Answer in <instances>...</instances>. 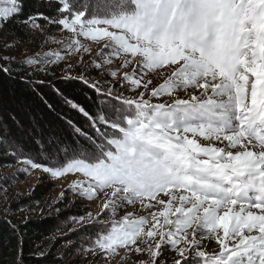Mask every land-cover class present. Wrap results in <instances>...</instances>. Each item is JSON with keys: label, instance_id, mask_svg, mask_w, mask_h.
I'll return each instance as SVG.
<instances>
[{"label": "snow or ice", "instance_id": "obj_1", "mask_svg": "<svg viewBox=\"0 0 264 264\" xmlns=\"http://www.w3.org/2000/svg\"><path fill=\"white\" fill-rule=\"evenodd\" d=\"M36 4L26 14L28 0H0V27L18 21L43 35L56 25L70 35L44 41L60 49L25 56V65H41L28 75L76 56L63 79L91 88L101 103L90 113L56 89L90 131L61 116L75 144L41 134L37 157L17 162L27 166L20 171L76 176L61 199L70 190L98 202L68 227L96 229L79 248L86 264H112L121 250L120 264L133 256V264H264V0ZM91 44L100 46L95 56ZM9 59L0 56V73L11 76ZM213 243L218 250L209 252Z\"/></svg>", "mask_w": 264, "mask_h": 264}, {"label": "trees", "instance_id": "obj_2", "mask_svg": "<svg viewBox=\"0 0 264 264\" xmlns=\"http://www.w3.org/2000/svg\"><path fill=\"white\" fill-rule=\"evenodd\" d=\"M36 6V0H28L26 14ZM40 10L49 11L43 7ZM19 24L13 21L5 27L19 36ZM7 66L11 68V76L0 73V187H5L6 191L13 181L11 174H4L5 170L24 156L36 158L40 146L35 139L41 134L45 140L55 135L65 144H75L77 138L61 116L71 118L77 126L90 131L86 119L69 109L56 94V89L90 113H95L101 103V98L91 88L76 81L70 83L55 70L47 75H28L32 71H27L22 62L7 63ZM42 97L54 105L55 111L42 103ZM17 147L20 154L11 155ZM48 191V186L37 185L29 196L7 205L2 202L4 192H0V264H70L72 247L58 250L54 244H67L72 240L60 233L68 230L65 223L74 215L73 209L64 211V206L57 205L54 209L59 213L53 216L39 213L28 219L17 217L21 211L39 203ZM8 209L10 211H6Z\"/></svg>", "mask_w": 264, "mask_h": 264}, {"label": "rangeland", "instance_id": "obj_3", "mask_svg": "<svg viewBox=\"0 0 264 264\" xmlns=\"http://www.w3.org/2000/svg\"><path fill=\"white\" fill-rule=\"evenodd\" d=\"M19 26L18 28L21 29V35L15 36L11 32L6 30L5 24L0 27V56H7L9 57V63L13 62H22L25 59V56L28 57H33L35 54L40 53H46L49 51H54L57 49L61 48V45H58L56 43H48L45 44L44 41L51 37L54 39H64L65 41L67 40L68 36L70 34L60 31L56 25H52L48 28L44 29V34L41 35L40 33H35L32 34L29 32V30L22 25H17ZM18 40H22V43H16L15 47H13L10 50H5V45L9 43L16 42ZM85 44H89L90 42L88 41H82ZM92 47V55L95 56L96 52L99 50V45L96 44H91ZM63 54V53H62ZM14 58V59H11ZM90 59L89 56L85 55L84 60ZM78 57L73 56L71 60H65L60 62L57 66L52 67L51 70H55L60 77H64L65 71H66V65L68 63H71L75 65L77 63ZM117 64L119 61L116 62ZM24 64V63H23ZM25 65V64H24ZM27 71H33L35 67H40L41 65H34V66H27ZM83 68V65H79L75 70L72 71V75H76L80 69ZM88 71L91 73L92 78L98 79L100 78V74L97 73L94 69L89 68ZM43 73V72H40ZM153 86L156 84L160 83L161 80L160 78L156 75L153 74ZM107 87V85H105ZM125 96H132L134 93L131 92H124ZM181 96H183V93H180ZM164 99H168L165 97ZM157 102V101H153ZM112 103H115L114 101ZM27 166L18 163L14 165L11 168H7L4 172V174H11L12 175V181L10 189H7L6 193L4 192L2 202L4 204H9L10 202H16L18 200H21L23 198H26L29 196L33 189L37 185H44L45 187H49V191L46 193L45 197L37 203L33 207H29L28 209H25L21 211L17 217L20 219H28L30 217H35L39 213H43L44 215L47 216H53L58 214L59 212L56 211L55 206L61 205L64 206V211H69V210H74V215H72L70 218L67 219L65 225H66V230L71 225V221L73 217H79L85 214L87 210L93 211L95 213L97 209V201H88L83 197L75 195L72 191H67L65 192V195L63 199H61L60 193L64 192L65 189L67 188L68 184L76 179V176L69 175L66 179H54L52 178L48 173H44L40 170H32L28 169L27 172L25 171H20V169L25 168ZM127 211L131 212L134 211V207H128ZM143 214V213H141ZM125 215L124 211H121L119 213V218L120 216ZM72 227H79L78 225H72ZM96 229L95 228H89L85 229L82 231H76V232H69L64 231V233L61 234H66L69 238L72 240L70 242L66 243H55L53 241L52 243L58 250H63V249H68L70 247L71 254L69 256L70 264H76L77 261H79V264H86V261L84 258L80 256L79 253V248L83 245H86V236L88 234H95ZM209 252L216 251L218 250L217 246L213 243L211 248L207 249ZM123 255V250H121L120 255H117L112 258V264H120V258ZM173 255L171 252H167L166 256H171ZM147 258V257H145ZM137 259V257L133 256L123 262V264H133V260ZM90 264V261L88 262ZM96 264H105L104 260L98 259L96 260Z\"/></svg>", "mask_w": 264, "mask_h": 264}]
</instances>
